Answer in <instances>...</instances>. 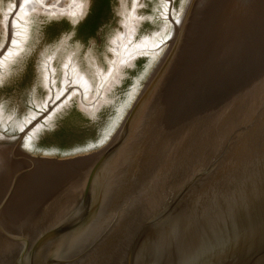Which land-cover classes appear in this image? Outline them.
Segmentation results:
<instances>
[{"label": "water", "instance_id": "obj_1", "mask_svg": "<svg viewBox=\"0 0 264 264\" xmlns=\"http://www.w3.org/2000/svg\"><path fill=\"white\" fill-rule=\"evenodd\" d=\"M0 264H264V0H0Z\"/></svg>", "mask_w": 264, "mask_h": 264}]
</instances>
